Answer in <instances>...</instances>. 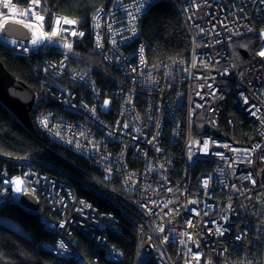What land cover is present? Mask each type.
<instances>
[{"label": "built area", "instance_id": "built-area-1", "mask_svg": "<svg viewBox=\"0 0 264 264\" xmlns=\"http://www.w3.org/2000/svg\"><path fill=\"white\" fill-rule=\"evenodd\" d=\"M156 1L111 0L96 10L86 28L75 17L51 11L45 0H0V42L21 55H41L43 63L36 65L42 95L71 116L54 111L49 119L40 117V127L54 141L91 159L105 179L120 183V189L116 184L112 189L116 203L133 215L137 256L143 246L155 264H264V0H178L191 36L189 59L153 64L139 40L140 19ZM9 22L27 27L30 38L5 34ZM253 32L261 36L255 56L239 63L232 41ZM83 52L103 62L90 63ZM100 86L108 90L104 96ZM231 89L243 116L254 125L248 141L233 136L231 116L228 127L222 119ZM35 92L38 104L42 95ZM181 112L188 117L181 128L191 134L175 138L171 131V140L183 143L179 176L164 144L153 150L144 143L157 141L169 126L163 113L166 120H173L172 114L180 120ZM113 113L118 116L111 125ZM204 126L212 131L201 133ZM130 154L140 161V169L129 167ZM1 157L9 162L0 167V205L19 202L27 194L53 204L58 217L43 214L41 220L61 235L46 243L48 249L87 264L72 231L77 221L97 233L108 256L123 259L106 234L117 229L114 212L98 211L59 175L34 167L29 157ZM201 161L210 167L193 175ZM69 202L79 218L68 210ZM141 208L147 217L139 214ZM65 228L71 237L65 236Z\"/></svg>", "mask_w": 264, "mask_h": 264}, {"label": "trees", "instance_id": "trees-1", "mask_svg": "<svg viewBox=\"0 0 264 264\" xmlns=\"http://www.w3.org/2000/svg\"><path fill=\"white\" fill-rule=\"evenodd\" d=\"M17 1L28 3L29 0ZM45 1L51 11L75 17L81 26L89 28L91 16L98 8L107 6L111 0ZM140 32V42L146 45L147 57L151 63L160 64L176 57L189 59L191 36L178 0L154 2L140 19ZM260 38L258 33L253 32L239 35L232 41L239 63H244L255 56V49ZM86 42L89 45L92 44L88 34ZM83 55L84 59H89L90 63L103 62L92 60L85 52ZM0 60L18 79L42 95L40 70L36 65V63H43L41 55H21L0 42ZM113 76L120 78L117 74ZM73 87L78 90L84 89L82 85ZM104 88L99 87L103 96L108 91ZM48 93L51 95V92L48 91ZM56 106L58 104L54 100L48 101L42 95L41 101L35 104L31 111L32 126H28L0 99V167L9 162L1 156L29 157L33 160L34 167L59 175L79 198L89 201L98 211L115 213L117 229H108L106 234L109 242L123 252L124 256L120 261L107 255L103 244L98 241L97 233L87 229L86 226L82 227L75 221L72 231L78 240L77 250L87 264H139L137 228L132 222L133 215L124 212L115 201L118 195L115 189L113 191L112 184L115 185L116 181L113 183L105 179L104 171L91 159L75 152L70 146L54 141L52 135L40 127L41 124L43 125L40 117L45 116L49 119L51 113L59 110ZM59 112L62 115H68L63 108ZM116 113L109 115L111 125L118 116ZM69 115L71 116L70 113ZM230 116L235 123L233 136L237 140L248 141L252 136L254 125L243 116L233 89L228 93L222 112V119L227 127L229 126L227 119ZM171 131L170 126H166L165 149L167 155L176 160V172L181 176L184 170L183 147L180 143L171 140ZM114 151L117 152L118 149ZM127 161L129 167H141L140 161L131 154ZM208 167L210 162L201 161L195 167L193 175L195 172H206ZM10 170L13 169L10 168ZM116 186L120 189L121 185L117 183ZM97 187L100 190L96 189ZM52 208L53 204L44 197H40L37 209H29L20 201L0 205V264H80L77 259L59 256L46 247V243H54L58 237V234L50 231L41 220L43 214L57 216ZM67 208L75 218H79V212L74 210L70 202ZM140 264L155 263L147 257Z\"/></svg>", "mask_w": 264, "mask_h": 264}, {"label": "water", "instance_id": "water-1", "mask_svg": "<svg viewBox=\"0 0 264 264\" xmlns=\"http://www.w3.org/2000/svg\"><path fill=\"white\" fill-rule=\"evenodd\" d=\"M8 36L29 39L27 27L20 23L9 22L4 30ZM0 99L28 126H32L31 111L36 103L35 90L16 75L10 72L0 60ZM203 118V116H202ZM200 132L212 131L209 126L199 129ZM23 203L32 209H37L38 201L31 194L26 195Z\"/></svg>", "mask_w": 264, "mask_h": 264}, {"label": "rangeland", "instance_id": "rangeland-1", "mask_svg": "<svg viewBox=\"0 0 264 264\" xmlns=\"http://www.w3.org/2000/svg\"><path fill=\"white\" fill-rule=\"evenodd\" d=\"M188 103L189 102V98L187 97V98H184V100H183V104H185V103ZM186 106H188V104L186 105ZM186 106H185V109H183V110H186ZM184 106H182L181 108H183ZM164 114V116H163V120L165 121V125L166 124H169V126H170V129H173V132H174V135H175V138H176V136H178L179 138H184L185 136H186V134L188 133L189 135L191 134V132H190V130H188V132L186 131V129L183 127V130H182V128H181V125H182V122L185 120V121H187V119H188V117H187V115L185 114V113H182L181 112V114H180V120H175V115H173L172 114V118H173V120L171 119V117H169L170 118V120H166L165 119V113H163ZM188 125V124H187ZM189 126V125H188ZM164 128H166L165 126H164ZM167 132V131H166ZM203 132H211V131H203ZM202 133V132H201ZM162 137H159V139L157 140V141H155L154 142V140H151V141H149V140H146V142L144 143L146 146H150V148H152L153 150H154V148L156 149V147H160V144L162 143V144H164L165 145V142L166 141H164L165 140V138H166V136H167V133L165 134L164 133V130H163V134L161 135ZM164 142V143H163ZM183 143H181V145H182ZM161 160H162V157H159ZM151 160V159H150ZM96 189H98V187L96 188ZM98 190H100V189H98ZM22 204H24L23 203V199L20 201ZM27 208H28V206L26 205V204H24ZM138 205H139V202H138ZM139 214L143 217V218H145V217H147V215H146V213L144 212V209L143 208H141V210L139 211ZM66 217H67V219L69 218L70 219V217H69V215L68 214H66ZM133 222V221H132ZM66 224L67 225H69V224H71V219L69 220V222H66ZM133 225H134V223H133ZM48 228V227H47ZM50 231H52V232H55V233H57L58 234V237L56 238V240L59 238V236L61 235L57 230H55V229H50V228H48ZM72 230H73V227H72ZM63 231H64V234H65V236L66 237H71L72 236V234H71V231L68 229V228H65V229H63ZM76 241H77V244H78V240L76 239ZM56 242V241H55ZM74 252V251H73ZM57 255H59V254H57ZM59 256H61V255H59ZM62 257H65V256H62ZM147 254H146V252H145V249H144V247L143 246H140V249H139V264L144 260V259H147Z\"/></svg>", "mask_w": 264, "mask_h": 264}, {"label": "snow or ice", "instance_id": "snow-or-ice-1", "mask_svg": "<svg viewBox=\"0 0 264 264\" xmlns=\"http://www.w3.org/2000/svg\"><path fill=\"white\" fill-rule=\"evenodd\" d=\"M40 19H42V18H40ZM68 23H74V22H72V21H69ZM55 33H53V35H54ZM73 34H75V33H73ZM33 43H35V40L33 41ZM66 47H70L69 45H66ZM260 55H264V51H262L261 53H260ZM108 103V101H105V104H107ZM125 127H127V125H125ZM205 149L207 148V144H205ZM253 183H254V181H253ZM207 186V181H205V187ZM16 191H20V188H18L17 187V189H16ZM161 231H163V229H161Z\"/></svg>", "mask_w": 264, "mask_h": 264}, {"label": "bare ground", "instance_id": "bare-ground-1", "mask_svg": "<svg viewBox=\"0 0 264 264\" xmlns=\"http://www.w3.org/2000/svg\"><path fill=\"white\" fill-rule=\"evenodd\" d=\"M139 41H141V39L139 40ZM34 89V88H33ZM112 139H114V137H111ZM103 143L104 144H109V149H113V145L109 142V140L108 139H105L104 141H103ZM114 155V154H113ZM137 246H138V243H137Z\"/></svg>", "mask_w": 264, "mask_h": 264}, {"label": "clouds", "instance_id": "clouds-1", "mask_svg": "<svg viewBox=\"0 0 264 264\" xmlns=\"http://www.w3.org/2000/svg\"><path fill=\"white\" fill-rule=\"evenodd\" d=\"M27 195H30V194H27ZM35 199H37V201H38V204H39V199L35 196V195H33V194H31ZM24 199V198H23ZM28 208L29 209H32V208H30L29 206H28Z\"/></svg>", "mask_w": 264, "mask_h": 264}]
</instances>
